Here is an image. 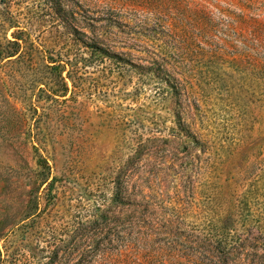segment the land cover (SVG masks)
Instances as JSON below:
<instances>
[{"label": "rangeland", "instance_id": "obj_1", "mask_svg": "<svg viewBox=\"0 0 264 264\" xmlns=\"http://www.w3.org/2000/svg\"><path fill=\"white\" fill-rule=\"evenodd\" d=\"M71 3L67 23H0L1 43L23 30L66 65L47 76L43 63L0 61V264L42 254L111 196L141 143L136 178L150 177L183 233L240 216L264 233V0Z\"/></svg>", "mask_w": 264, "mask_h": 264}, {"label": "trees", "instance_id": "obj_2", "mask_svg": "<svg viewBox=\"0 0 264 264\" xmlns=\"http://www.w3.org/2000/svg\"><path fill=\"white\" fill-rule=\"evenodd\" d=\"M46 1L41 9L14 11L15 0H0V23H44L48 16L58 23L74 19L75 7L71 0ZM23 33L19 30L13 34L14 40L0 42V61L17 57L21 66L29 62L32 68L43 63L49 70L47 76L50 71L66 68L47 50L23 39ZM46 79V85L53 89V79ZM59 84L68 90L65 78ZM179 85L176 94L182 90ZM179 124L183 132L180 121ZM190 136L196 138L194 134ZM147 148L141 143L119 170L111 196L97 194L91 201V209L86 210L87 216H77L59 231L54 230L45 240L42 254L21 256L19 260L23 264H264V233L256 227H247L241 216L229 218L230 222L220 226L209 224L199 235L183 233L180 223L175 225L167 217L157 197L158 188L150 177L136 178V159ZM158 236L165 238L167 247L165 252L156 254L149 246ZM142 253L144 260L137 257ZM19 260L15 259L16 263Z\"/></svg>", "mask_w": 264, "mask_h": 264}]
</instances>
